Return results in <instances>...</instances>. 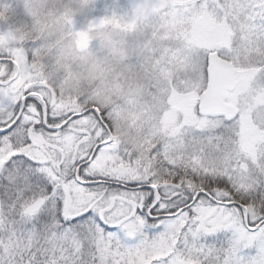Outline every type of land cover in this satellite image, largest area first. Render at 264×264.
I'll list each match as a JSON object with an SVG mask.
<instances>
[{
  "label": "snow or ice",
  "instance_id": "1",
  "mask_svg": "<svg viewBox=\"0 0 264 264\" xmlns=\"http://www.w3.org/2000/svg\"><path fill=\"white\" fill-rule=\"evenodd\" d=\"M108 7L144 17L127 104L0 53V264H264V0Z\"/></svg>",
  "mask_w": 264,
  "mask_h": 264
},
{
  "label": "rangeland",
  "instance_id": "2",
  "mask_svg": "<svg viewBox=\"0 0 264 264\" xmlns=\"http://www.w3.org/2000/svg\"><path fill=\"white\" fill-rule=\"evenodd\" d=\"M111 0H0V53L24 61L73 96L104 103L138 93L133 58L144 17L138 7L112 10Z\"/></svg>",
  "mask_w": 264,
  "mask_h": 264
}]
</instances>
